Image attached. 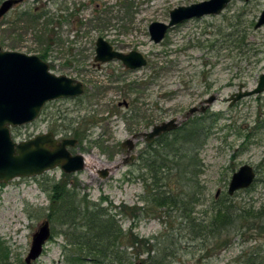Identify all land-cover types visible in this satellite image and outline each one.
Returning <instances> with one entry per match:
<instances>
[{
  "label": "rangeland",
  "instance_id": "374dc122",
  "mask_svg": "<svg viewBox=\"0 0 264 264\" xmlns=\"http://www.w3.org/2000/svg\"><path fill=\"white\" fill-rule=\"evenodd\" d=\"M200 1L204 0H24L0 18L4 50L38 55L53 73L84 85L82 95L50 101L33 122L11 128L12 137L22 141L52 132L57 139H76L69 151L89 157L78 172L65 173L57 166L38 176L0 182V240L8 248L10 264L25 261L34 233L46 221L50 238L31 264H69L73 249L69 250L66 233L72 229L49 216L54 209L52 188L59 182L71 191L64 200L67 207L84 204L82 200L91 208L112 207L109 212L129 237L156 244L169 234L177 255L173 264H242V252L257 245L264 253V228L240 235L231 226L218 241L211 237L202 245L201 240H191L181 210L140 209L151 198L148 189H186L176 172L168 174L163 167L169 160L174 163L178 147H148L143 133L175 117L182 122L190 108L214 95L206 111L218 120L199 150L202 166L195 183L194 216L211 217L217 201L224 198L264 210V92L230 104L241 84L251 90L264 73V26L255 28L264 0H231L220 14L187 19L169 28L161 42L151 39L152 22L168 23L172 9ZM30 12H37L38 21L28 18ZM99 37L121 52L142 53L147 64L130 69L114 59L99 65L94 60ZM135 136L130 153L135 159L125 163L129 155L121 143ZM151 160L153 169L147 166ZM244 164L252 165L257 177L249 188L230 196L231 177ZM102 169L109 171L106 177L100 175ZM138 250H127L129 264H146L148 252Z\"/></svg>",
  "mask_w": 264,
  "mask_h": 264
},
{
  "label": "water",
  "instance_id": "95a60500",
  "mask_svg": "<svg viewBox=\"0 0 264 264\" xmlns=\"http://www.w3.org/2000/svg\"><path fill=\"white\" fill-rule=\"evenodd\" d=\"M23 0H5L0 6V18L7 14L16 4ZM248 1V0H246ZM231 0H204L187 6H179L170 11V21H154L149 26L151 39L161 42L169 28L191 18L205 15H217L223 12ZM264 26V9L261 12L255 28ZM95 62L106 63L117 59L127 68L137 69L147 64V59L138 51L124 53L115 50L103 37L96 42ZM84 92V85L66 75H57L50 70L48 62L35 54L20 51L4 50L0 45V182L20 177H33L60 166L65 173L78 172L85 168L86 159L83 154L73 155L68 146H74L76 139H57L52 132L38 134L28 140L16 141L11 134V128L23 126L39 117L42 108L50 101L77 97ZM264 92V73L259 77L255 88L244 90L241 84L238 92L231 96V105L236 101L251 95ZM215 96L207 98L201 106H193L187 112L186 118L196 112H206L214 102ZM178 118H172L156 124L149 132H144L146 142L152 143L166 132L179 127ZM134 138L121 143L129 155L124 162L135 159L130 154L135 148ZM109 171L100 170V175L106 177ZM257 172L250 164L242 165L231 177L228 194L249 188L255 181ZM51 229L46 221L34 233L32 245L25 258L27 264L36 260L43 251V246L50 238ZM135 264H143L137 262Z\"/></svg>",
  "mask_w": 264,
  "mask_h": 264
},
{
  "label": "trees",
  "instance_id": "16d2710c",
  "mask_svg": "<svg viewBox=\"0 0 264 264\" xmlns=\"http://www.w3.org/2000/svg\"><path fill=\"white\" fill-rule=\"evenodd\" d=\"M27 16L31 21H38L40 18L39 15L37 16V12L27 13ZM207 112L200 114L197 118L193 116L186 119L177 129L166 132L157 137L154 142L147 144L148 147H152L154 143H159L164 148L178 147L173 151L174 163L169 160L168 165L165 164L163 167L169 170L168 174L176 172V178L182 179L183 185L185 181L186 189L181 193H174V188L171 186L163 192L158 191L159 188L148 189L147 193L151 198L147 199L146 207L140 208L142 210L145 208L158 210L159 207H166L165 209L168 211L181 210L182 221H186L184 228L191 240H201L202 245H205L211 237L218 241V237L229 232L231 226L235 227L237 231H241L240 235L247 229L259 227L261 231V228H264V210H255L252 206L242 207L235 202H230L228 198L217 201L215 214H212L211 217L199 219L194 216L195 205L198 201V198L195 197L197 195L195 183L201 173L202 166L199 150L207 139L214 122L218 120V116L214 117V114L211 115ZM75 138L79 139V137ZM152 150L158 153L156 148ZM143 154L144 152H141L140 158ZM153 163L154 161L151 160L147 166L153 169ZM153 174L156 176L155 173ZM168 179L169 183L175 181L170 178V175ZM67 193L70 194L71 191L67 189L65 183L59 182L53 186L50 198L54 209L53 214H49V216L56 217L58 221L62 220L60 221L62 225L72 229L71 233H66L70 243L69 250L73 249L67 257L69 264H129L130 257L127 252L129 248L140 249L139 253L148 252V257L145 259L146 264H173L177 259L176 252L171 250V244L173 245L174 241H170L169 234H165L162 240L156 241V244L136 235L129 237L128 233L118 224L116 215L109 212L113 209L112 207H99V204H95L97 208H91V203L88 200H82L81 202L84 204L74 202L67 207L66 201H64ZM255 222L256 225H254ZM262 222L263 224H261ZM249 223L254 226H249ZM2 245L0 240V264H10L8 248ZM242 253L238 262L264 264V253L260 252L258 245L251 251ZM20 264L27 263L24 261Z\"/></svg>",
  "mask_w": 264,
  "mask_h": 264
},
{
  "label": "bare ground",
  "instance_id": "6f19581e",
  "mask_svg": "<svg viewBox=\"0 0 264 264\" xmlns=\"http://www.w3.org/2000/svg\"><path fill=\"white\" fill-rule=\"evenodd\" d=\"M86 161H87V162L89 161V157H88V156H86Z\"/></svg>",
  "mask_w": 264,
  "mask_h": 264
},
{
  "label": "flooded vegetation",
  "instance_id": "af4514ba",
  "mask_svg": "<svg viewBox=\"0 0 264 264\" xmlns=\"http://www.w3.org/2000/svg\"><path fill=\"white\" fill-rule=\"evenodd\" d=\"M23 1H24V0H23ZM23 1H22V2H23ZM16 5H17V4H16ZM96 47H97V46H96ZM115 50H116V49H115ZM95 56H96V55H95ZM94 60H95V59H94ZM96 63H98V62H96ZM100 64H101V63H99V65H100ZM42 109H43V108H42Z\"/></svg>",
  "mask_w": 264,
  "mask_h": 264
}]
</instances>
